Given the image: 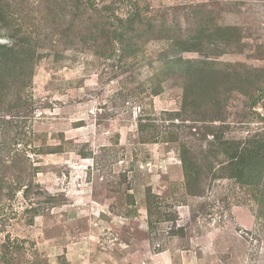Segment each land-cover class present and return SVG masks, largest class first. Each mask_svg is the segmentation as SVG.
<instances>
[{
    "label": "rangeland",
    "instance_id": "374dc122",
    "mask_svg": "<svg viewBox=\"0 0 264 264\" xmlns=\"http://www.w3.org/2000/svg\"><path fill=\"white\" fill-rule=\"evenodd\" d=\"M0 3V43L34 60L20 100L0 95V264H264V183L204 155L210 127L264 140V0ZM193 37L198 52H174L209 63L201 102L171 119L183 79L163 63ZM122 44L136 52L119 61ZM182 144L201 166L191 191Z\"/></svg>",
    "mask_w": 264,
    "mask_h": 264
},
{
    "label": "trees",
    "instance_id": "16d2710c",
    "mask_svg": "<svg viewBox=\"0 0 264 264\" xmlns=\"http://www.w3.org/2000/svg\"><path fill=\"white\" fill-rule=\"evenodd\" d=\"M10 7L11 6L8 5V3L6 4V6L1 5L0 3V22H3V20H5L6 16L9 13V10L12 11ZM129 19L130 20L126 21L127 24L124 25L127 30L131 31L133 30L132 26L133 24H135V21L131 18ZM230 31L231 29H219L217 31V36L219 40L218 43H226L229 40V37H231L230 34H227L230 33ZM225 37H227V39ZM215 38L217 37H214V39ZM198 40L201 41L200 38L198 39L193 37L191 42H189L188 40L175 41L172 47L170 48L169 55L165 58L166 60L163 63V69L165 73L173 71V75H175L176 73L178 75H181L183 79V100L181 104V110L179 112L174 113L167 112L168 118L172 119L173 117H176L178 119V117H180L182 113L188 111L189 106H196L198 102H201L199 101V99L195 101V98L191 97V93L193 92L194 95H199L201 92H203V84L205 83V78L209 71L204 67L208 66L209 63L205 62L204 60L183 61L178 58L174 52L177 48H180V52H198ZM126 47L131 48L130 44H126V46L125 44H122V50L118 57L119 61H123L124 58L132 57L135 54V48L132 49V51L127 52ZM29 51V49L21 51L20 49H17V46L15 45L0 43V95L4 92H9L8 90H10L12 92H15V95L18 96L17 99L20 100L22 89L28 86L33 74L31 71V63L34 61L31 57L33 56V54L31 53V56L30 54H27ZM198 65H202V67L198 69ZM161 74H157L156 76H159ZM161 76L167 77L165 75ZM21 77H24V80H21ZM11 80L13 83H9ZM242 83L244 85L247 84V77L242 79ZM157 94H159V92L154 91V95ZM220 114L221 112L219 113V117H221ZM209 119H211L212 122L221 121L217 115ZM197 121H200L198 120V117ZM201 122H204V120H201ZM145 124V122L140 124L139 130L146 128L147 126ZM221 129L222 128H218L217 126H215L213 129L210 127L207 130L209 133H211L209 135L212 137V141L209 142L211 148H208L204 152V155L209 158H215L219 154L226 155L227 166L229 168L228 170L230 172V175L237 181H241L242 183H246L247 181L254 185H260L261 183H264L260 180L263 177L262 168L264 166V140L262 138L250 139L246 142L244 141V143L241 145V143H239L238 141L235 142L232 139L223 138L222 132H219L221 131ZM0 145H3L2 141ZM189 150L190 148H188L187 145L182 144L180 146L179 159L182 164V170L184 178L186 180L185 186L191 191L193 186L191 183L199 179V176L201 175V172H199L201 166L197 165L196 162L192 160L194 155H192L191 157L188 156ZM1 158L2 155H0V168L3 167V164L5 162ZM244 172L255 174V176H253L254 178L251 180L250 178L248 180H245L246 174H244ZM28 187L29 185L25 189H27ZM0 189H3L2 184H0ZM149 193L150 192L148 190L147 198L150 197ZM262 195H264V189L262 190ZM146 208H148L151 215V207L148 203Z\"/></svg>",
    "mask_w": 264,
    "mask_h": 264
}]
</instances>
